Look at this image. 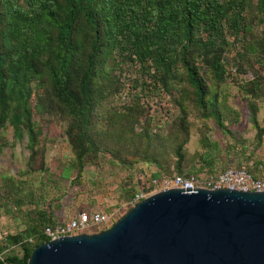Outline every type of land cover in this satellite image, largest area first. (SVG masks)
<instances>
[{"label":"trees","instance_id":"16d2710c","mask_svg":"<svg viewBox=\"0 0 264 264\" xmlns=\"http://www.w3.org/2000/svg\"><path fill=\"white\" fill-rule=\"evenodd\" d=\"M131 67L136 76L126 78ZM232 85L249 100L260 146L264 0H0V153L9 123L24 128L35 152V116L52 115L66 124L77 179L102 155L129 169L156 166L137 187L125 183L126 202L159 191L155 181L164 177L199 175L203 166L217 174L208 153L188 159L190 118L199 122L203 143L209 130L236 138L242 114L230 103ZM165 96L180 114L153 133L152 121H143L150 111L143 98ZM200 160L205 164L197 166ZM1 182L0 220L22 212L28 224L0 237V264H28L47 241L44 229L58 220L22 194L26 181L10 175ZM27 203L35 205L30 213L22 208Z\"/></svg>","mask_w":264,"mask_h":264},{"label":"rangeland","instance_id":"374dc122","mask_svg":"<svg viewBox=\"0 0 264 264\" xmlns=\"http://www.w3.org/2000/svg\"><path fill=\"white\" fill-rule=\"evenodd\" d=\"M128 70L124 74L126 78L136 76L133 67ZM230 89V103L242 114L240 124L233 127L236 138L221 134L217 130H209L207 131L209 142L203 143L199 122L193 117L190 118L191 140L187 145L188 159L190 161L197 152L208 153L209 159L211 156L214 157L210 161L217 174L227 169H239L236 166L238 162L247 165V158H251L250 163H264V140L262 145H257V131L250 121L249 100L236 86L232 85ZM143 101L147 102L150 110L149 116L143 121H152L153 133L168 128L169 124L173 125L180 114V109L174 105L170 96L162 99L144 97ZM256 103L259 106L260 122L264 125V102ZM34 120L37 123L40 140L35 152L29 149L31 142L22 126L16 127L9 123L4 129L7 145L0 153V179L13 175L19 181H26L22 194L33 197L35 203L39 204V206L34 205L37 209L50 208V212L54 213L59 223L66 222L81 212L90 213L94 210L116 212L118 214L116 222H118L133 209L130 207L131 202H126L121 197L125 183L132 181L137 187L141 178L151 176L157 171L156 166L145 163L129 169L118 161L102 155L99 164L87 165L82 177L77 179L78 173L72 167L74 152L65 132L66 124L48 114L37 115ZM201 164L205 163L200 160L197 166ZM173 168L174 164H172ZM28 170L32 173L28 174ZM208 171V167L203 166L199 174L200 176L206 174L205 176L209 178L211 175ZM190 173L187 171V174ZM251 173L262 177L255 171ZM0 184L2 185L3 182ZM158 187L159 190L162 188L160 183ZM34 206L27 203L22 208L26 213H30ZM111 209L112 211L109 212L108 210ZM26 220L27 216L22 212H17L15 215L2 214L0 237L24 232L28 224ZM103 231H105L103 227H92L85 234L93 235Z\"/></svg>","mask_w":264,"mask_h":264},{"label":"water","instance_id":"95a60500","mask_svg":"<svg viewBox=\"0 0 264 264\" xmlns=\"http://www.w3.org/2000/svg\"><path fill=\"white\" fill-rule=\"evenodd\" d=\"M28 264H264V193L160 191L101 233L43 243Z\"/></svg>","mask_w":264,"mask_h":264},{"label":"built area","instance_id":"2783aa9c","mask_svg":"<svg viewBox=\"0 0 264 264\" xmlns=\"http://www.w3.org/2000/svg\"><path fill=\"white\" fill-rule=\"evenodd\" d=\"M260 175L252 174L246 167L227 169L220 174L211 175L209 178L204 175H176L164 177L162 181H155L161 184L159 191L168 189H206V190H231L239 192L264 193V166L259 167ZM259 173V174H260ZM200 176V177H199ZM158 191V192H159ZM150 195L138 194L131 201L130 207L134 208ZM118 219V214L107 213L102 210L94 212H81L66 222L48 226L43 231V237L48 241L57 240L61 237L76 236L85 234L89 228L103 227L105 230L111 228ZM32 242H34L32 240Z\"/></svg>","mask_w":264,"mask_h":264},{"label":"crops","instance_id":"0c3cea01","mask_svg":"<svg viewBox=\"0 0 264 264\" xmlns=\"http://www.w3.org/2000/svg\"><path fill=\"white\" fill-rule=\"evenodd\" d=\"M255 164H257V163H254V162H253V163H250V168L254 169V171H255L256 173L259 174V173H260V171H259V167H260V166H264V163H262V162L260 163V162H259V165H258L257 169H256V167H255V166H256ZM244 167L247 168L246 165H244ZM247 169H248V168H247ZM260 174H262V173H260ZM94 211H100V210H94ZM94 211H93V212H94ZM66 221H67V220H66ZM58 223H59V222H58Z\"/></svg>","mask_w":264,"mask_h":264}]
</instances>
